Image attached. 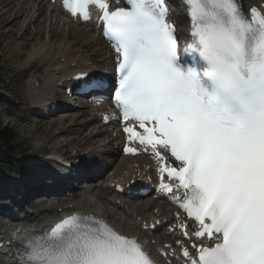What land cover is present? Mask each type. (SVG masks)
<instances>
[{
	"label": "snow or ice",
	"instance_id": "obj_1",
	"mask_svg": "<svg viewBox=\"0 0 264 264\" xmlns=\"http://www.w3.org/2000/svg\"><path fill=\"white\" fill-rule=\"evenodd\" d=\"M185 3L191 39L183 50L163 0H128L113 11L106 0L64 7L85 20L89 5L102 11L117 54L113 101L132 122L124 132L151 151L161 191L173 193L171 181L184 189L171 199L198 225L189 232L179 224L186 239L201 241L195 254L176 241L186 264H264V6L245 13L239 0ZM16 239L19 264H155L137 237L92 216Z\"/></svg>",
	"mask_w": 264,
	"mask_h": 264
},
{
	"label": "bare ground",
	"instance_id": "obj_2",
	"mask_svg": "<svg viewBox=\"0 0 264 264\" xmlns=\"http://www.w3.org/2000/svg\"><path fill=\"white\" fill-rule=\"evenodd\" d=\"M6 1L11 2V4L3 5L0 0V18H2L6 13L12 11V17L10 18L8 23L10 24V26H15L20 21L19 19L25 16L26 18L22 19V23L24 22V26H25L24 33L27 32L29 26L32 24L35 26V29L33 30V34L36 35L35 37L42 36L43 32L46 31V27L44 25V23L46 22L45 19H48L46 16V13H49L50 16H53L50 18V20H52L54 16H57V14H55L54 12L55 9L51 8V6H47L46 2L43 0H6ZM23 6H25V8H22ZM35 7H36V10H35ZM43 13L45 14L46 18L44 17ZM173 17L175 20H178V22L181 23L182 19L179 13L176 12V14H173ZM57 18L58 16L56 17V19H54L55 22L52 21L51 23L53 24L57 23ZM58 21L59 23L60 21H62L65 27L67 25V29L57 30L58 28L56 29L52 26L48 28L49 30L45 38L43 39L37 38L30 45L31 51H33L34 56H44L42 58L44 59L46 58L48 59V61H51V62L53 60H57L56 64L48 63L49 65L45 71L46 74L43 77V80L45 81V85L50 86L53 80L56 83H59L60 81L66 82V77L70 75L72 71H74V69L77 68L79 64L87 65V63L91 62L90 65H88V68H91L92 70L93 68H96V67L106 69L105 67L109 66L110 61H111L110 60L111 55L109 53V50L107 49L106 43L103 41L102 43H100L99 46L96 45L97 47H93L94 45L93 41L96 40L97 42L99 40H102L99 36V32H97L93 28L95 27L94 23L82 24V25H85L86 28H84V27H81L82 25H76L71 21L66 22L64 21L62 17L59 18ZM13 33H14L13 30L8 29L6 31V34H9V35ZM14 44L19 47L23 45V43H20V41L14 42ZM39 45H40V48H38ZM37 48L40 50H38ZM89 48L91 50L90 53H88V50H87ZM72 62H75V67L70 66V63ZM53 70H56L59 75H55L53 73ZM55 88H57V84L56 86L55 85L51 86V89H55ZM35 91H36L35 88H31L29 95L31 96L30 100L34 104H37V106L41 107L43 103H46L47 101L51 99L54 100L52 96L53 91L50 94H46V96L42 94H40L41 96H39L36 94ZM58 99H60V97ZM104 111H107V110H104ZM95 112L96 111L93 109L91 112L92 117L88 118L87 120L85 119L86 121L84 120L85 122L83 121L84 123L81 125L79 123V125L87 126V128L90 127L91 126L90 120H96ZM74 118H75V115L71 117V119H74ZM65 119H67V117H64L61 120L64 121ZM99 119L101 120V118ZM71 121L73 122V126H77V123H75L74 120H71ZM109 129H110L109 126H100L99 129L89 130V133L83 137L86 139V142L88 143V146H89V151L87 155L91 156L92 154L99 153L98 151L99 146L97 145V141H99V137L102 134H104L105 132H109ZM57 130L59 131L58 133L60 134V137H61L65 135L66 133H68L69 131H71V128L61 126ZM109 137H113L112 138L113 140L111 141L113 143H111V147L106 152V155L114 157V155H116L115 153H117V150H118V147L116 146L117 142H115V140L121 137V133L117 130L112 129V131L108 133V135L105 138L106 143L109 141ZM75 139L77 138H74L73 141H75ZM84 153H85V149L83 153L75 152L74 154H72L71 159H73L74 162L77 160L76 161L77 165H79L78 164L80 162L79 156H84ZM95 159L98 161L97 158ZM93 165L95 166L96 169H98L96 166L97 163L93 162L92 166ZM151 166H152V161L149 159L148 155L140 154V155H136L133 157L124 156L121 160L116 161V163L113 165L114 173L112 177H107L108 179L107 183H109L110 180L111 181L119 180L123 183V185H125L129 183L131 179H135L136 178L135 176H137V174L139 173L141 176L148 174L150 172ZM79 177H81V181H84L85 183H89V182L95 183L91 189H88L86 191L84 190L83 198L78 199L77 195L75 194L72 195L71 201H68V199L63 198L62 196H59L58 198L59 200L65 201L67 203H71V202H74L75 200H78L77 205L75 207H72L71 209H69L68 206L62 207L63 209L62 212L56 213L55 211L51 212L49 209L41 211L40 209L41 207H38L36 205L37 206L36 209L38 208L37 210L36 209L34 210L36 213L33 212V215L25 214L23 217L24 218L23 223H28V224H23L22 228L20 229L37 230V231L49 230L48 228H50L55 221L63 218L69 212H74V211L81 212L84 210V211H87L88 213L101 215L107 218L117 230L123 233H126V234L129 233V234L135 235V232H133V227H134L136 220L130 223L129 222L126 223L125 222L126 219L124 217H120L117 215L110 216L108 211L103 210L99 206L101 204L98 205L97 203L98 197H96L97 193L95 194L96 191L94 192L93 190H95L96 188L98 189L102 185L101 183L100 185L97 184L96 181H98V179L93 178L94 174L81 173ZM25 185L22 186V188L25 189V191L27 192L26 194H28L31 188L27 186L26 182H25ZM160 199L161 198L159 196H153V197L148 196L146 199V203H152L154 207H158V205H160L162 201ZM146 203L145 202L140 203L138 201V198L131 200L130 202L131 207H132L131 213H134L133 210H135L136 207H140V206L144 207V204ZM58 207H61V206H58ZM127 207L130 208L129 205ZM161 209L168 211V205L163 204ZM50 217L55 218L53 220V223L49 221ZM14 230L15 228H10L8 224L4 222L3 223L0 222V235L8 234V233L14 234L15 233ZM5 255L6 256L4 257V259L0 260V264H16L15 263V260H17L16 257H13V255H10L9 252H6Z\"/></svg>",
	"mask_w": 264,
	"mask_h": 264
},
{
	"label": "rangeland",
	"instance_id": "obj_3",
	"mask_svg": "<svg viewBox=\"0 0 264 264\" xmlns=\"http://www.w3.org/2000/svg\"><path fill=\"white\" fill-rule=\"evenodd\" d=\"M5 1L6 0H1V3L3 5H7L8 2ZM22 8H25V6H23ZM46 16L48 18L45 19L46 22L44 23L46 30L52 26L56 29L58 28L57 30L67 29V25L65 27L63 26L64 24H60L62 23V21H60L59 23V21L57 20V23H51L52 21H54V18L56 19L57 16H55L52 20H50V18L53 16H50L49 13H46ZM11 17L12 11L6 13L2 18H0V66L2 67V69L0 70V80L3 81L5 77L7 79V76L9 75L7 73L9 71L13 72V76L8 82L6 81L2 83L0 81V97L4 100L0 101V123H2V126L5 129L16 134L15 145L22 143V145L20 146L21 148L25 149L24 153L31 157L40 158V156H42L44 153H48L50 150H53L55 148H58V152H63L68 157H70L75 152V150L81 153L84 152V149L88 145V143L83 137L89 133V130L98 129L99 119H97V121H95L93 125L87 128L84 125L80 126L83 123L84 117L87 118V116H84L83 118L79 116L78 118L75 117L74 119H71L73 113L67 112L66 114L57 113L55 115L47 117V119H42V117L37 118L35 117V115L30 113L29 109L30 107H32V104L30 101L29 91L30 88H32V81L30 80V76L32 73H30L29 70L25 71V68H27L30 61V45L37 38H45L46 31L43 32L44 35L42 34V36L35 37L36 35L33 34L35 26L31 24L27 32L24 33L25 26L24 22L22 23V19H25L26 17H21L18 24H16L15 26H10L8 22ZM58 24L59 26H57ZM8 29L13 30L14 33L11 35L6 34V31ZM19 41L20 43H23V45L20 47L14 44V42ZM96 45L99 46V44H94L93 47H97ZM38 48H40V45L38 46ZM87 50L88 53L91 52L90 48ZM35 61L36 62L33 64V67L34 70L37 71L34 72V75H37L40 85L37 95H46V93H51L52 91V94H55V91L51 89V86H53L52 83L50 87H48L40 77V75L43 74L42 66H46L45 61H43V58ZM2 71H5V73H2ZM64 117H67V119H65L64 121L61 120ZM70 119L74 120V122L77 123V126H73V122ZM61 126L70 127L71 131L60 137V134L58 133L59 131L57 129ZM74 138L77 139L73 141ZM83 159L85 158L83 157ZM41 170H39V173H41ZM0 175H4L12 179H17L20 177L18 176V170L10 173L0 171ZM100 181L102 186L98 189L96 188L97 190H93L94 192L96 191L95 194L97 193V203L101 204L102 207H106V203H108L109 206L107 209L110 211V213L112 212V215H114L113 213L115 211H113V207L110 206H113V204L108 202V198L111 194V188L107 185V183H105V180L103 178ZM72 192H75L74 194L80 197V199L82 198V191L75 189ZM51 210H53V207ZM136 211L139 212V209ZM123 213L129 212L125 209L123 210Z\"/></svg>",
	"mask_w": 264,
	"mask_h": 264
},
{
	"label": "trees",
	"instance_id": "obj_4",
	"mask_svg": "<svg viewBox=\"0 0 264 264\" xmlns=\"http://www.w3.org/2000/svg\"><path fill=\"white\" fill-rule=\"evenodd\" d=\"M15 134L13 132L3 129L0 123V147H4L5 151L10 153H17L19 150L15 146ZM18 166L16 162L8 158L6 155L0 153V169L7 168L12 169ZM24 170L27 168L25 165H20Z\"/></svg>",
	"mask_w": 264,
	"mask_h": 264
}]
</instances>
